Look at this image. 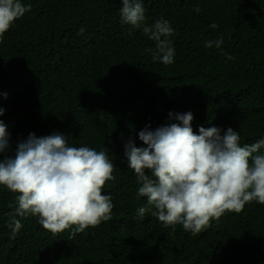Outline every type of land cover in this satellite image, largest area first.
<instances>
[{
	"label": "trees",
	"instance_id": "trees-1",
	"mask_svg": "<svg viewBox=\"0 0 264 264\" xmlns=\"http://www.w3.org/2000/svg\"><path fill=\"white\" fill-rule=\"evenodd\" d=\"M21 3L30 11L0 37V121L9 133L0 160L14 158L30 133L105 148L114 179L103 194L113 209L96 227L53 235L16 215L17 194L0 186V264H264V204L225 212L198 235L179 224L173 231L138 195L124 156L130 138L144 146L146 126L175 122L169 112L190 111L196 134L231 127L241 146L264 138V0H142L143 26L167 20L173 29L169 65L153 60L143 26L123 22L121 0ZM217 39L219 48L205 47ZM13 220L22 224L15 236Z\"/></svg>",
	"mask_w": 264,
	"mask_h": 264
},
{
	"label": "clouds",
	"instance_id": "clouds-1",
	"mask_svg": "<svg viewBox=\"0 0 264 264\" xmlns=\"http://www.w3.org/2000/svg\"><path fill=\"white\" fill-rule=\"evenodd\" d=\"M121 4L123 22L141 28L142 0H121ZM27 11L30 6L21 0H0V37ZM143 33L155 41L153 60L172 64L175 50L168 39L173 33L169 22L157 20L143 26ZM222 43V39L208 41L205 47L219 48ZM168 118L175 122L139 131L144 146L137 147L131 138L124 145L128 168L139 184L138 195L154 207L152 215L165 227L175 231L179 224L198 235L225 212L239 213L253 201L264 204V138L241 146L239 132L231 127L221 134L218 127L201 126L194 133L190 111L169 112ZM8 140L7 126L0 121V153ZM107 152L69 146L60 133L39 138L30 133L18 143L14 158L0 160V186L17 194L16 215L36 217L53 235L69 229L75 235L111 219L112 198L103 194L105 183L114 179ZM147 211L148 207H141L138 215L143 217ZM12 223L15 236L22 224Z\"/></svg>",
	"mask_w": 264,
	"mask_h": 264
}]
</instances>
